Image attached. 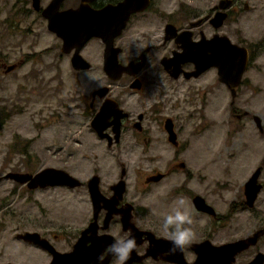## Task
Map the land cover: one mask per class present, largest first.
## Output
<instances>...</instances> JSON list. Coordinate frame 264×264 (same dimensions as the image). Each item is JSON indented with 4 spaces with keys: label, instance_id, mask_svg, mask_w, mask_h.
<instances>
[{
    "label": "flooded vegetation",
    "instance_id": "1",
    "mask_svg": "<svg viewBox=\"0 0 264 264\" xmlns=\"http://www.w3.org/2000/svg\"><path fill=\"white\" fill-rule=\"evenodd\" d=\"M50 1L0 0L2 26L8 33L19 34L23 40L18 43L27 47L25 52L18 47V54H0L4 73L20 66L18 60L7 63V57L35 60L39 54L49 53L63 58L73 74L104 71L108 48L115 50L109 56L111 62L115 58L126 68L115 76L104 71L100 77L103 87L92 80L88 91L78 93L87 120L83 131L94 136V142L83 143L82 148L89 150L87 162L75 169L51 166L67 170L80 180L78 185L30 188L27 182L6 177V173L0 175V180L10 179L32 194L31 202L42 212L40 218L36 217L37 228L18 233L37 231L58 249L53 242L58 234L54 221L41 200L47 199L43 191L60 188L88 205L90 216L78 229L75 241L95 219V237L101 239L105 257L113 241L104 234L129 237L134 232L130 225L125 226L127 217L139 235L134 236L138 252L126 264H176L162 258L170 254V249L157 257L144 256L151 235H165L150 221L148 204L136 202L135 197L141 194L149 200L155 192L163 200L162 205L175 203L179 197L187 201L197 233V242L183 251L187 262L195 260L193 246L202 240L219 246L242 239L244 247L237 249L229 264H264V80L255 76L264 74V0H91L88 4L93 10L108 6L115 35L112 45L106 47L101 37L92 36L82 44L74 41L67 49L62 48L63 39L48 26L44 10ZM81 3L61 0L58 10L77 8ZM28 37L35 40L27 41ZM41 38L52 41L36 51ZM75 51L82 59H73ZM85 61L89 66H83ZM241 65L244 68L237 81L235 74ZM78 83L85 87L84 82ZM223 108L230 122L235 123L231 124L232 132L220 135L219 147L210 142L207 132L208 125L222 121ZM8 114L0 109V121ZM97 115L99 119L93 125ZM97 145L115 149V155L120 156L116 175L110 176V169L92 152ZM130 169L132 179L127 177ZM94 175L103 196L97 204L89 192ZM119 181H123L120 194ZM198 223L205 225L198 230ZM18 233L19 242L30 249L29 256L22 262L9 258L4 243L0 246V264H49L53 257L49 249L25 241ZM215 258L218 261L217 255ZM107 263L117 264L111 255Z\"/></svg>",
    "mask_w": 264,
    "mask_h": 264
},
{
    "label": "rangeland",
    "instance_id": "2",
    "mask_svg": "<svg viewBox=\"0 0 264 264\" xmlns=\"http://www.w3.org/2000/svg\"><path fill=\"white\" fill-rule=\"evenodd\" d=\"M3 17L0 12V54L7 51H12L10 55L18 54V47L19 51L22 47L25 52V43H18L23 40L19 34L8 33L7 28L2 26ZM32 40L35 38H27V41ZM51 41L50 38H41L35 50H42ZM6 60L7 63L18 60L20 66L9 73H4V67L0 68V109L9 112L0 121V175L7 170L37 171L44 166L54 165L75 169L77 165L85 164V155L89 150L82 148L83 143L89 145L94 136L83 131L87 120L81 112L78 93L91 88L92 80L86 75L87 72L102 77L104 71L73 74L68 70L66 61L63 58L57 59L53 53L39 54L35 60L24 56L7 57ZM263 75L255 73L259 80H264ZM79 81L84 82L85 87ZM221 116L222 121L208 125L207 133L212 136L208 139L213 144H219L222 133L232 132L231 124L235 123L230 122L224 108ZM211 143L210 149H213ZM92 152L110 169V176L118 173V161L121 159L115 155V149H104L97 145ZM133 175L130 169L127 177ZM18 186L10 179L0 180V246L6 243L5 255L22 262L29 256L30 249L19 242L16 234L24 229L37 228L36 217L40 218L39 213L42 212L40 206L31 202L33 195ZM42 194L47 199L41 200V206L48 207V217L54 221V229L58 233L53 242L58 249L67 250L71 242L75 241L80 226L90 216L88 205L60 188L45 190ZM148 199L141 194L135 197L136 202L148 204L150 221L159 232L164 233L162 217L174 210L175 203L162 205L163 200L155 192ZM202 225L205 224L198 223V230L202 229ZM142 264L164 263L147 261Z\"/></svg>",
    "mask_w": 264,
    "mask_h": 264
},
{
    "label": "water",
    "instance_id": "3",
    "mask_svg": "<svg viewBox=\"0 0 264 264\" xmlns=\"http://www.w3.org/2000/svg\"><path fill=\"white\" fill-rule=\"evenodd\" d=\"M89 1L91 0H82V3L77 8L58 10L61 0H51V3L44 10V14L48 17V26L56 33L58 37H61L63 39L62 48L67 49L66 47L68 45H72L74 41L75 43L79 42V44H82L85 40L92 36L101 37L105 42L106 47L112 45L113 37L115 35L112 30L113 27L110 20V11L108 10V6L101 10H93L88 4ZM112 50L115 53V50L113 48H108L105 50L106 56L108 57V60L106 62L108 66H106L104 71H106L109 76H115L116 72H119L121 74V70L123 68H126L125 66L117 63L115 58L113 59V63L116 62V66L114 67L111 59H109ZM74 56L73 59L79 60L81 58L78 51H75ZM234 61L236 62L238 60L234 59ZM83 66H89V62L85 61ZM243 68L244 65H241L240 72H237L235 74V78L237 79V81H239L240 79ZM220 78L226 79V76L220 75ZM99 115L92 119L93 125H95V119H99ZM5 176L16 181L27 182L30 188L36 186L66 183L74 186L80 183V180H77L67 170L51 166L42 167V169L35 173H28L23 171L16 172L9 170L8 172H6ZM122 183L123 181H119L117 184V186H119L117 189L118 194H120L122 191ZM89 192L91 194L92 201L95 204H97L98 201L103 198L102 193L98 189V179L96 175L90 178ZM113 198L114 197L110 198L112 202ZM203 203L204 205H206L205 202ZM198 206H200L201 208H205L200 204ZM124 221L125 226L130 225L134 231L129 237L138 236L139 232H135L136 227L133 226L132 222H127V217L124 219ZM95 224L96 221L94 219L86 227H84V229L81 231L80 236L76 239L77 241H75L69 251H60L58 249L56 250L49 243V241L41 237L37 231H24L18 233V237H22L25 241L32 243L35 242L42 245L44 248H48L53 255L49 264H100L97 258L103 253V244L101 242V239L95 237ZM88 232L91 233V235H89ZM104 235L113 241V238L109 234ZM151 237L152 238H150V245L147 248L144 256L152 255L154 257H157L159 253L161 255L162 252L166 249L172 248V244L165 237H153V234L151 235ZM90 240L91 242L88 243V241ZM242 244V239L236 240V242L224 243V245L219 246H212L210 245L208 240H202L200 241V243H196L193 246L196 252L194 261L187 262L186 259H184L183 252L180 251H177L174 254L170 253L169 255H165L162 258L164 260H171L176 264H218V262L219 264H229L230 262H232L234 258L233 255L235 254V252H237V249H241L242 247H244ZM215 255H217V258H219L218 261L215 258ZM109 257V253L105 255L103 264H108L107 261ZM130 260H132V257L128 260V262Z\"/></svg>",
    "mask_w": 264,
    "mask_h": 264
},
{
    "label": "clouds",
    "instance_id": "4",
    "mask_svg": "<svg viewBox=\"0 0 264 264\" xmlns=\"http://www.w3.org/2000/svg\"><path fill=\"white\" fill-rule=\"evenodd\" d=\"M89 78L103 87L102 79L90 72L86 73ZM195 219L188 210L187 201L183 197L177 198L175 208L171 213L162 217V229L165 238L172 244L170 253L183 252L187 247L197 242V233L194 230ZM113 242L107 246V252L114 257L117 264H126L134 251L138 252L135 237H123L112 234ZM98 261L103 264L104 255L98 256Z\"/></svg>",
    "mask_w": 264,
    "mask_h": 264
}]
</instances>
